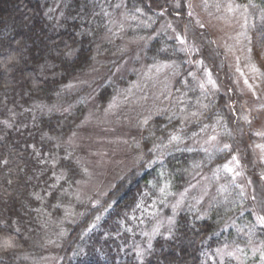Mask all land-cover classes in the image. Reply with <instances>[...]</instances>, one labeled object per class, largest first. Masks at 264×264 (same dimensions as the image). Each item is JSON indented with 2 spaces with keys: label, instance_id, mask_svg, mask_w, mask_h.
I'll return each instance as SVG.
<instances>
[{
  "label": "trees",
  "instance_id": "trees-1",
  "mask_svg": "<svg viewBox=\"0 0 264 264\" xmlns=\"http://www.w3.org/2000/svg\"><path fill=\"white\" fill-rule=\"evenodd\" d=\"M58 1L61 8H54ZM117 1L129 15H141L128 34L141 36L143 59L178 69L174 89L188 110L205 105L193 118L169 108L147 120L134 134L137 163L102 205H72L85 173L64 141L77 130L91 96L90 86L74 83L92 73L106 15ZM169 1L0 0V264H42L54 239L58 264H221L220 247L244 255L252 244L264 253V225L225 167L241 151L226 97L202 91L179 36L161 28L167 18L196 17L187 0H177L175 8ZM236 1L264 8V0ZM197 33L205 52L221 53L207 46L205 31ZM118 88L104 80L95 100L105 104ZM207 126L221 129L228 148L199 145ZM254 164L264 174V165ZM204 174L216 191L208 204L194 209L187 203L152 239L142 233L148 226L142 212L162 211Z\"/></svg>",
  "mask_w": 264,
  "mask_h": 264
},
{
  "label": "rangeland",
  "instance_id": "rangeland-1",
  "mask_svg": "<svg viewBox=\"0 0 264 264\" xmlns=\"http://www.w3.org/2000/svg\"><path fill=\"white\" fill-rule=\"evenodd\" d=\"M187 2L196 18H167L161 28L170 31L173 39L174 35L179 36L181 48L194 65L193 74L202 91L209 92L211 97L219 94L226 97L241 151L235 155V160L227 161L225 167L240 183L243 194L251 199L256 221L264 225L261 220L264 218V174L256 171L254 164L259 161L264 165V8L236 0ZM169 3L175 8L178 1ZM55 7L61 8V2H56ZM109 10L112 15H109L111 12L106 15L107 30L97 44L100 52L96 53L93 71L83 81L74 83L75 87L90 86L91 96L77 130L64 141L74 149L85 173L76 185L72 205L98 201L102 205L105 194L137 163L138 139L134 134L147 120L169 108H177L186 118H193L201 114L202 105H205L198 102L188 110L189 106L181 102L174 89L178 69L173 64H148L143 59L141 36L128 34L134 28L133 19L142 22L141 15H129L122 1L114 2ZM200 30L205 31L207 46L212 49L216 46L221 53L205 52L197 33ZM210 53L223 57V65ZM217 58L219 65L213 64ZM104 80L119 83V88L111 99L99 105L95 91ZM206 129L199 145L208 149L228 148L220 128L207 126ZM245 167L252 174H248ZM214 191L210 175H202L185 191L170 198L162 211L142 212V224L148 225L142 233L152 239L172 224L174 215L187 203L194 209L203 207L214 196ZM72 205L68 209L70 213L75 211ZM56 240H52L42 264L60 262V256L55 253L59 247ZM260 249L258 244H252L242 255L236 248L223 246L216 251V259L221 264L226 261L264 264V253Z\"/></svg>",
  "mask_w": 264,
  "mask_h": 264
},
{
  "label": "snow or ice",
  "instance_id": "snow-or-ice-1",
  "mask_svg": "<svg viewBox=\"0 0 264 264\" xmlns=\"http://www.w3.org/2000/svg\"><path fill=\"white\" fill-rule=\"evenodd\" d=\"M262 221H264V218H261Z\"/></svg>",
  "mask_w": 264,
  "mask_h": 264
}]
</instances>
